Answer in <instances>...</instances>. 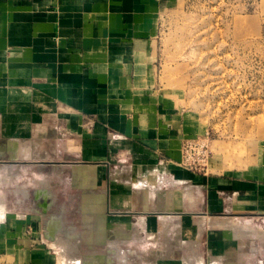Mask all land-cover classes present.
<instances>
[{
  "label": "crops",
  "instance_id": "obj_1",
  "mask_svg": "<svg viewBox=\"0 0 264 264\" xmlns=\"http://www.w3.org/2000/svg\"><path fill=\"white\" fill-rule=\"evenodd\" d=\"M174 1L0 0V264H70L65 226L82 264H264V165L175 163L153 58Z\"/></svg>",
  "mask_w": 264,
  "mask_h": 264
},
{
  "label": "rangeland",
  "instance_id": "obj_2",
  "mask_svg": "<svg viewBox=\"0 0 264 264\" xmlns=\"http://www.w3.org/2000/svg\"><path fill=\"white\" fill-rule=\"evenodd\" d=\"M156 27L154 91L179 132L174 162L200 174L264 165V0H177ZM70 229L61 247L81 241Z\"/></svg>",
  "mask_w": 264,
  "mask_h": 264
},
{
  "label": "bare ground",
  "instance_id": "obj_3",
  "mask_svg": "<svg viewBox=\"0 0 264 264\" xmlns=\"http://www.w3.org/2000/svg\"><path fill=\"white\" fill-rule=\"evenodd\" d=\"M213 220V219H212ZM217 220H219V219H217ZM218 224H219V221L217 222ZM221 224L224 226V227H227V228H233L232 227V225H231V222H226L225 220L223 221V222H221ZM238 226V225H237ZM244 226H240L239 225V228H243ZM64 228V227H63ZM249 228H251V227H249ZM70 230H72V229H70ZM74 232V231H73ZM70 233V232H69ZM65 234H67V233H65ZM72 234V233H71ZM245 234H247V233H242V232H239V231H237V230H234V236L235 237H240V236H246ZM248 235V234H247ZM56 236V235H55ZM68 238L69 237H71V236H67ZM72 238V237H71ZM79 238H80V236H79ZM71 239H69V241H70ZM74 240V239H73ZM78 240H80V239H78ZM64 241V240H63ZM66 241L67 242H69L68 241V239H66ZM65 241V242H66ZM58 242V241H57ZM61 242V241H60ZM64 243V242H63ZM61 244H62V242H61ZM68 245H70V248L69 249H73V251L75 252V253H73V256H76V255H74V254H78V253H80V250L82 249V247H81V244H80V242H76L75 240H74V244H68ZM68 245H62V246H65L64 247V251H65V248H67L68 247ZM67 246V247H66ZM93 246V245H92ZM94 248V247H93ZM63 249V248H62ZM72 253V252H71ZM69 255V254H68ZM70 256H72V255H70ZM69 256V257H70ZM72 256V257H73ZM76 257H78V256H76ZM73 259V258H72ZM77 259V258H76ZM73 262H78V264H82V261L78 258L77 260H75L74 259V261ZM73 262H71L70 264H74Z\"/></svg>",
  "mask_w": 264,
  "mask_h": 264
},
{
  "label": "built area",
  "instance_id": "obj_4",
  "mask_svg": "<svg viewBox=\"0 0 264 264\" xmlns=\"http://www.w3.org/2000/svg\"><path fill=\"white\" fill-rule=\"evenodd\" d=\"M188 166H190V168H191V165H188Z\"/></svg>",
  "mask_w": 264,
  "mask_h": 264
}]
</instances>
